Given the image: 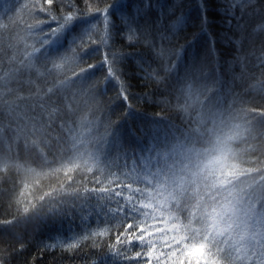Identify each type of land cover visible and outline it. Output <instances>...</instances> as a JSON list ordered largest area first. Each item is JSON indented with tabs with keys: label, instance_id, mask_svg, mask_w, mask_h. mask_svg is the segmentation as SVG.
<instances>
[{
	"label": "trees",
	"instance_id": "1",
	"mask_svg": "<svg viewBox=\"0 0 264 264\" xmlns=\"http://www.w3.org/2000/svg\"><path fill=\"white\" fill-rule=\"evenodd\" d=\"M119 2L93 0L113 13L107 43H100L102 16L89 17L94 28L73 25L72 34L83 35L85 59L66 61L62 71L48 74L70 38L46 46L40 28L62 10L58 0L52 6L45 0H0V264H128L112 247L123 225L131 219L161 227L171 211L157 175L163 165L156 149L167 139L166 102L178 78L216 81L243 118L264 129V14H256L264 0L243 10L232 8L233 0H215L208 10L216 16L203 33L200 0H151L157 6L138 18L134 27L141 31L132 40L121 13L131 14V5L141 0L112 8ZM182 15L186 23L174 31L171 25ZM59 55L70 53L60 49ZM105 56L114 61L127 101L118 98L119 83L105 79L107 65L83 73L90 63L103 64ZM171 64L177 67L166 74ZM252 175L260 180L259 171ZM113 181L123 200L112 194ZM103 186L107 193L91 191ZM103 229L109 231L84 239ZM77 241V249H67ZM259 248H250L245 260L255 264Z\"/></svg>",
	"mask_w": 264,
	"mask_h": 264
},
{
	"label": "clouds",
	"instance_id": "2",
	"mask_svg": "<svg viewBox=\"0 0 264 264\" xmlns=\"http://www.w3.org/2000/svg\"><path fill=\"white\" fill-rule=\"evenodd\" d=\"M174 88L166 102L167 139L156 149L163 165L157 175L171 208L166 219L189 230V243L199 230L212 251L219 250L221 264H234V258L264 244V160L248 167L264 157V129L244 119L214 80L180 77ZM258 171L259 181L252 175ZM223 205L231 212L217 228L213 212Z\"/></svg>",
	"mask_w": 264,
	"mask_h": 264
},
{
	"label": "snow or ice",
	"instance_id": "3",
	"mask_svg": "<svg viewBox=\"0 0 264 264\" xmlns=\"http://www.w3.org/2000/svg\"><path fill=\"white\" fill-rule=\"evenodd\" d=\"M57 0H45V3L52 6ZM61 5V11L58 15H51L50 18L45 19L44 23L40 26L41 30L46 32V39H48V45L51 46L54 43L62 41L63 38L70 37L68 39L67 47L63 48L61 45L57 51V59L54 60L52 68L46 70L48 74L53 72H60L66 61L72 60L79 63L83 62L85 56L87 55V48L85 46L83 35H73V25L80 24L82 26H87L92 24V20L89 17L95 19L98 16H102L104 25V35L100 43L106 44L109 36L110 29L113 27V21L111 19L113 13L109 8H100L94 5L93 0H58ZM255 0H233L232 8L240 7L242 10L249 4H254ZM67 5V6H65ZM82 5V6H81ZM151 0H141L139 4L131 5V14L125 15L121 13V20L125 24L128 32V39H135L137 34L141 31L138 27H134L137 24L139 17L145 15L147 11L156 7ZM209 6L216 7L215 0H200L199 2V19L201 32H205L208 26L209 17H215L216 13H212L208 10ZM129 5L127 0H120L118 4H113L112 8H128ZM51 7L44 8L45 13L51 12ZM254 12L256 9L254 8ZM243 14V12H242ZM256 14H264V6H260L259 12ZM163 16V13H162ZM157 31H160L164 27L162 20H158ZM186 23V18L182 15L175 24L171 25V28L175 31ZM231 23V20L228 21ZM55 25V26H53ZM94 28L95 25L92 24ZM259 30H264V24L259 25ZM88 35L91 43H96V41L91 40V32L85 31ZM162 39L167 38L161 36ZM210 43L214 45V41L210 40ZM70 53V55H59V50ZM214 50V49H213ZM94 51H99V49H94ZM180 53L177 52V59L179 60ZM107 65V77L106 80L114 79L119 83L120 91L118 93V98H122L127 101L129 99L127 95L126 86L120 81V77L114 68V61L105 56L103 64H88L86 68L83 69V73L94 74L95 69L102 68ZM177 65L171 64L164 67V72L172 73L176 69ZM157 81L161 79L158 72L152 74ZM55 93V86L49 90V94ZM95 163V162H94ZM71 170H66V175ZM219 183H223L219 177H217ZM101 183H103L101 181ZM115 181H113V192L117 199L123 200L120 196L122 189L115 188ZM92 192L107 193L109 191L107 186L103 187H93ZM71 194V193H66ZM51 195V193H48ZM127 207V204H125ZM231 209L228 205H223L217 208L213 212V223L219 228L225 217L228 216ZM119 227V225H118ZM109 229H103L100 232H93L88 237L84 239H90L91 236H102ZM188 229L176 224L172 220H166L164 225L157 227L156 225H147L146 223H133L130 219L129 222L123 225V231L117 233L115 239L117 244L112 245L116 248L114 255L121 256L122 259L128 264H221V258L219 250L216 253L212 251V244L208 238L205 236L203 239L200 238L199 230H196L195 234L190 237L191 242H188ZM183 233V235H181ZM80 242L67 244L68 250H75L78 248ZM119 245V246H117ZM93 246H96L95 243ZM135 246V247H133ZM48 247L55 248L56 245H49ZM130 252H134V255H129ZM234 264H252L251 260L246 261L245 257L242 256L239 259L234 258ZM255 264H264V244L260 245L259 254L255 261Z\"/></svg>",
	"mask_w": 264,
	"mask_h": 264
}]
</instances>
